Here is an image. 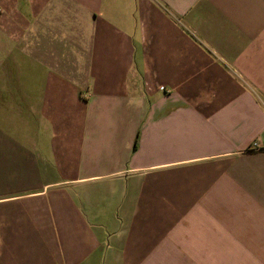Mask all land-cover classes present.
<instances>
[{"label": "crops", "instance_id": "obj_1", "mask_svg": "<svg viewBox=\"0 0 264 264\" xmlns=\"http://www.w3.org/2000/svg\"><path fill=\"white\" fill-rule=\"evenodd\" d=\"M0 264H264V0H0Z\"/></svg>", "mask_w": 264, "mask_h": 264}]
</instances>
